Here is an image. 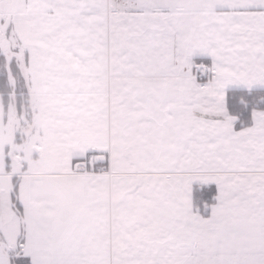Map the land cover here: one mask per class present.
<instances>
[{"label": "snow or ice", "instance_id": "obj_1", "mask_svg": "<svg viewBox=\"0 0 264 264\" xmlns=\"http://www.w3.org/2000/svg\"><path fill=\"white\" fill-rule=\"evenodd\" d=\"M0 264H264V0H0Z\"/></svg>", "mask_w": 264, "mask_h": 264}]
</instances>
